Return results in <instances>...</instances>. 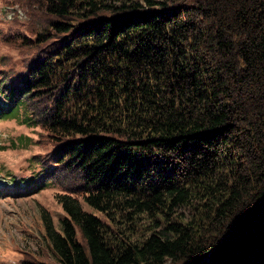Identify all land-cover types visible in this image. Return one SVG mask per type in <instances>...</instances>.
Here are the masks:
<instances>
[{"label": "trees", "instance_id": "obj_1", "mask_svg": "<svg viewBox=\"0 0 264 264\" xmlns=\"http://www.w3.org/2000/svg\"><path fill=\"white\" fill-rule=\"evenodd\" d=\"M7 2L0 154L66 213L14 264H264V0Z\"/></svg>", "mask_w": 264, "mask_h": 264}, {"label": "rangeland", "instance_id": "obj_2", "mask_svg": "<svg viewBox=\"0 0 264 264\" xmlns=\"http://www.w3.org/2000/svg\"><path fill=\"white\" fill-rule=\"evenodd\" d=\"M7 1L0 0V73L13 65L17 66L16 69L13 67L14 71L24 70L20 65L22 55L6 45L2 35L14 18L26 24L30 22L22 9ZM3 106L7 108L8 101L0 95V107ZM28 133L29 130L17 119H0V147L6 146L5 141L25 139ZM29 134L37 139L39 129ZM45 149L38 144H30L28 149H22L15 155L0 154V264H14L24 252L44 253L47 249L44 216H49L54 226L59 227L61 218L66 214L55 198L57 189L46 185L37 175L38 167L29 159L32 154L44 153ZM14 164L23 166L15 169ZM143 218L139 221L146 224V218Z\"/></svg>", "mask_w": 264, "mask_h": 264}]
</instances>
